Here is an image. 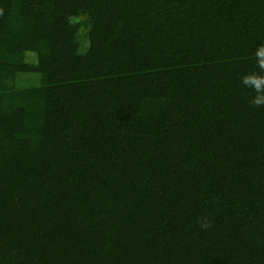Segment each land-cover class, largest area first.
<instances>
[{"label": "trees", "instance_id": "1", "mask_svg": "<svg viewBox=\"0 0 264 264\" xmlns=\"http://www.w3.org/2000/svg\"><path fill=\"white\" fill-rule=\"evenodd\" d=\"M0 264H264V0H0Z\"/></svg>", "mask_w": 264, "mask_h": 264}, {"label": "rangeland", "instance_id": "2", "mask_svg": "<svg viewBox=\"0 0 264 264\" xmlns=\"http://www.w3.org/2000/svg\"><path fill=\"white\" fill-rule=\"evenodd\" d=\"M36 79H37V78H35V76H33V77L31 76V82H32V83H36Z\"/></svg>", "mask_w": 264, "mask_h": 264}]
</instances>
